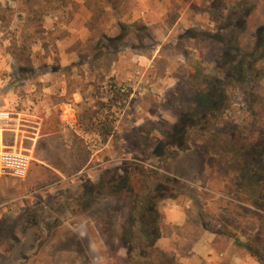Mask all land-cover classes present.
<instances>
[{"label":"rangeland","instance_id":"obj_1","mask_svg":"<svg viewBox=\"0 0 264 264\" xmlns=\"http://www.w3.org/2000/svg\"><path fill=\"white\" fill-rule=\"evenodd\" d=\"M0 10L1 110L13 91L41 75H63L70 89L86 71L100 72L114 74L115 123L109 161L106 150L89 158L102 146L92 142L76 150L80 159L57 162L61 178L28 184L0 171V264H264V76L254 71L231 90V108L209 130L190 132L186 151L175 148L165 163L156 154L191 108L194 90L204 88L205 75L221 78L238 56L231 50L218 57V51L232 43L240 52L253 49L264 0H123L114 11L106 6L107 21L91 31L83 0H69L66 14L23 0H0ZM117 23L126 27L117 57L92 60L96 38L116 36ZM130 42L141 48L130 49ZM17 67L23 71L17 74ZM55 152L53 159L61 156ZM138 164L183 184L176 198L157 201L152 246L131 234L134 195L126 189L80 198L86 189L95 193L100 179ZM155 181L147 184L159 192ZM198 241L206 244L203 257L194 251Z\"/></svg>","mask_w":264,"mask_h":264},{"label":"trees","instance_id":"obj_2","mask_svg":"<svg viewBox=\"0 0 264 264\" xmlns=\"http://www.w3.org/2000/svg\"><path fill=\"white\" fill-rule=\"evenodd\" d=\"M25 3L37 1L44 10L61 11L65 13L69 0H23ZM123 0H83V5L89 10L90 18L88 21V29L99 28L107 19L106 6L109 10H115L116 5ZM73 5V3H72ZM66 14V13H65ZM246 17L243 16L236 20L229 21L231 26L238 24V20ZM3 13L0 10V19H3ZM105 19V20H103ZM233 25V26H232ZM141 31L142 26H137ZM118 34L114 37H108L102 32L93 46V58L112 57L115 59V54L125 43L126 27L117 23ZM242 31L241 29H238ZM255 46L250 52H240L235 47V44H230L229 49L218 51L216 56L224 57L229 55L233 50L237 56L231 63L222 71L223 75L218 78L215 73L210 72L205 75L204 88H196L193 93L192 106L187 113L180 115L179 121L172 128V132L167 136V140L162 144L157 151V157L160 163H165L168 157L176 154L175 148L179 151H186L185 144L188 142L189 133L194 130L203 131L209 130L216 122L222 120L223 112L231 108L232 95L231 90H238L244 82H247L254 71L258 77L264 76V25L256 30ZM97 34H93L89 40H94ZM99 35V33H98ZM134 37H138L134 34ZM234 38V37H233ZM140 41V40H138ZM235 42V41H234ZM131 43V44H130ZM128 43V47L136 50L140 45L135 46L132 42ZM118 53V52H117ZM84 62H81V65ZM86 63V62H85ZM77 64H80L78 62ZM90 64V62L88 63ZM17 74L22 72L20 67H17ZM106 129V128H105ZM103 130L108 134V130ZM111 134V127L109 128ZM157 180L156 187L159 192L153 190L147 184L151 180ZM182 183L176 177H170L166 174H159L153 170H147L141 165H133L130 172L112 178L100 179L96 184V192L92 193L93 188L86 189L81 199H90L94 195H104L106 193H119L125 189L131 195H134L132 208L130 209V228L131 234H136L135 239L143 240L146 246H152L157 240L158 235L155 234L156 224L158 223V212L156 211V203L160 199H173L182 194ZM136 193V194H134ZM155 238H151L150 235ZM132 248L133 244H132Z\"/></svg>","mask_w":264,"mask_h":264},{"label":"crops","instance_id":"obj_3","mask_svg":"<svg viewBox=\"0 0 264 264\" xmlns=\"http://www.w3.org/2000/svg\"><path fill=\"white\" fill-rule=\"evenodd\" d=\"M81 77L79 84L69 89L63 82V75H41L35 84L13 91L10 105L5 110L0 108V151L16 150L19 146L27 154L30 165L24 179L28 184L39 182L43 176L64 177L65 173L57 162L80 159V156H74L76 150L84 152L91 148L92 142L96 145L100 142L102 146L96 153H90L91 160L98 159L97 155L104 150L107 151L106 159L109 158V128L115 124L112 118L114 90L111 89L114 74L105 76L100 72L86 71ZM101 79L105 81L104 85L99 83ZM2 114L5 116L1 117ZM87 124L94 126L96 131L91 133ZM100 129L108 130L103 141H100ZM53 146L59 151V158L53 159V153H56ZM84 167L82 164L77 172ZM77 172L75 175L79 174ZM168 221L178 223L175 219ZM198 244H202V248L198 249ZM194 246L198 257L207 255L205 242L198 241Z\"/></svg>","mask_w":264,"mask_h":264},{"label":"built area","instance_id":"obj_4","mask_svg":"<svg viewBox=\"0 0 264 264\" xmlns=\"http://www.w3.org/2000/svg\"><path fill=\"white\" fill-rule=\"evenodd\" d=\"M5 115L2 114L1 117ZM30 160L25 152L16 150L0 151V171L17 179H24L29 170Z\"/></svg>","mask_w":264,"mask_h":264}]
</instances>
